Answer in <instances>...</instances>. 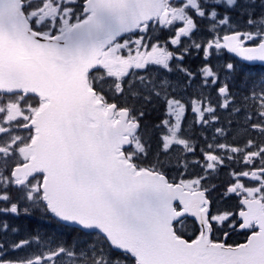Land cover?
<instances>
[{"label":"snow or ice","instance_id":"6c2138e0","mask_svg":"<svg viewBox=\"0 0 264 264\" xmlns=\"http://www.w3.org/2000/svg\"><path fill=\"white\" fill-rule=\"evenodd\" d=\"M0 264H264V0H0Z\"/></svg>","mask_w":264,"mask_h":264}]
</instances>
